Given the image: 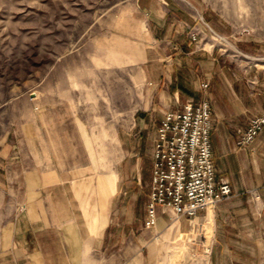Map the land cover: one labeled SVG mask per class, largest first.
<instances>
[{
    "label": "crops",
    "instance_id": "crops-1",
    "mask_svg": "<svg viewBox=\"0 0 264 264\" xmlns=\"http://www.w3.org/2000/svg\"><path fill=\"white\" fill-rule=\"evenodd\" d=\"M136 10L148 25L151 49L138 61L146 98L119 138L117 165L95 173L89 161L61 162L42 142L3 146L0 264H128L127 248L140 255L173 229L186 230V218L174 220L172 212L160 209L157 224L144 227L151 150L163 114L198 102L203 82L208 83L216 178L230 183L232 191L200 212L211 221L214 261L264 264V130L249 146L236 145L237 130L264 106V64H227L215 43L201 47L208 21L199 22L175 3L138 0ZM148 137L150 150L140 157ZM123 240L122 262L111 248Z\"/></svg>",
    "mask_w": 264,
    "mask_h": 264
},
{
    "label": "rangeland",
    "instance_id": "rangeland-1",
    "mask_svg": "<svg viewBox=\"0 0 264 264\" xmlns=\"http://www.w3.org/2000/svg\"><path fill=\"white\" fill-rule=\"evenodd\" d=\"M137 1L0 0V149L27 139L65 164L115 168L119 138L146 98L138 61L151 49ZM163 1L208 21L200 46L215 43L225 63L264 64V0ZM144 142L140 157L150 150ZM202 217L184 220L186 230L173 229L149 252L127 248L128 264H216L211 221ZM124 246L111 248L122 262Z\"/></svg>",
    "mask_w": 264,
    "mask_h": 264
},
{
    "label": "built area",
    "instance_id": "built-area-1",
    "mask_svg": "<svg viewBox=\"0 0 264 264\" xmlns=\"http://www.w3.org/2000/svg\"><path fill=\"white\" fill-rule=\"evenodd\" d=\"M207 87V82L201 83L204 96L198 102L188 101L180 109L166 111L157 126L144 219L147 229L157 224L159 209L172 212L174 220L183 217L191 224L201 217V211L231 196L230 183L216 178ZM262 130L264 106L246 128L237 130L236 145L249 146Z\"/></svg>",
    "mask_w": 264,
    "mask_h": 264
},
{
    "label": "bare ground",
    "instance_id": "bare-ground-1",
    "mask_svg": "<svg viewBox=\"0 0 264 264\" xmlns=\"http://www.w3.org/2000/svg\"><path fill=\"white\" fill-rule=\"evenodd\" d=\"M204 219L207 220V217H204V216H203L202 219L200 218V220H203V221H204ZM203 221L200 222L201 225L204 226V225L208 224V222L203 224ZM207 221H208V220H207Z\"/></svg>",
    "mask_w": 264,
    "mask_h": 264
}]
</instances>
